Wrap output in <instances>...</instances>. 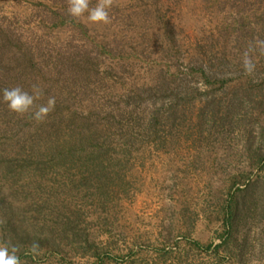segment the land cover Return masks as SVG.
I'll return each instance as SVG.
<instances>
[{
  "label": "rangeland",
  "instance_id": "1",
  "mask_svg": "<svg viewBox=\"0 0 264 264\" xmlns=\"http://www.w3.org/2000/svg\"><path fill=\"white\" fill-rule=\"evenodd\" d=\"M69 3L0 0V89L56 100L42 122L0 102V243L21 264H264V0H110L109 23Z\"/></svg>",
  "mask_w": 264,
  "mask_h": 264
},
{
  "label": "clouds",
  "instance_id": "2",
  "mask_svg": "<svg viewBox=\"0 0 264 264\" xmlns=\"http://www.w3.org/2000/svg\"><path fill=\"white\" fill-rule=\"evenodd\" d=\"M109 8L110 0H99L94 8H90L89 0H70L68 14L79 18L87 13V19L92 23H109ZM255 46L264 50V40L256 41ZM243 68L249 75L255 71L256 65L249 53L244 55ZM43 95V89L38 84H33L30 90L13 86L0 89V102L5 103L17 115H30L36 122H42L54 110L56 103L55 97H49L46 103L37 106V101ZM39 247L38 243H34L31 251L38 254ZM18 252L19 248L15 245L0 243V264H21Z\"/></svg>",
  "mask_w": 264,
  "mask_h": 264
},
{
  "label": "trees",
  "instance_id": "3",
  "mask_svg": "<svg viewBox=\"0 0 264 264\" xmlns=\"http://www.w3.org/2000/svg\"><path fill=\"white\" fill-rule=\"evenodd\" d=\"M6 42H7V44H5V47H7L8 45L10 46V44H12V43H9L8 41H6ZM89 129H91V128H89ZM70 137H72V136H70ZM86 140H87L85 143L86 145H84L83 150L85 152H88L87 155L91 156L92 159H94V160L97 159V157L99 155H101L102 150L105 147V143L103 142V139L100 136H98V138L96 139L95 134L92 132V130H89V135H88V138ZM231 210H233V209L231 208ZM234 211H235V209L233 210V212ZM235 217L236 216L233 215V218H235Z\"/></svg>",
  "mask_w": 264,
  "mask_h": 264
}]
</instances>
